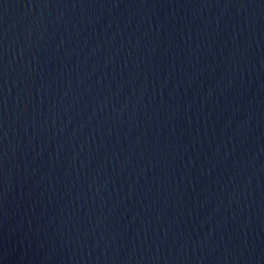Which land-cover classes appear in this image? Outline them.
<instances>
[{
	"label": "water",
	"instance_id": "95a60500",
	"mask_svg": "<svg viewBox=\"0 0 264 264\" xmlns=\"http://www.w3.org/2000/svg\"><path fill=\"white\" fill-rule=\"evenodd\" d=\"M0 264H264V0H0Z\"/></svg>",
	"mask_w": 264,
	"mask_h": 264
}]
</instances>
